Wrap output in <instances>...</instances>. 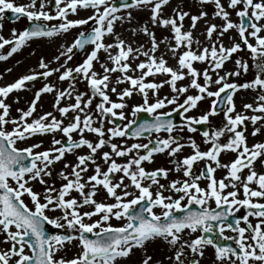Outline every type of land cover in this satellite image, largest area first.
Segmentation results:
<instances>
[{
    "label": "snow or ice",
    "instance_id": "1",
    "mask_svg": "<svg viewBox=\"0 0 264 264\" xmlns=\"http://www.w3.org/2000/svg\"><path fill=\"white\" fill-rule=\"evenodd\" d=\"M169 4L170 0H27L23 4L0 0V21L10 12L15 20L29 22L23 30L11 29L8 38L0 34V50L7 46L6 52L0 51V61L36 39L81 29L71 43L60 45L52 60L41 57L35 70L0 86V236L4 238L0 242L9 245L0 251V264H163L148 255V246L158 243L171 252L166 257L169 264H200L208 247L214 250L213 264H264V173L254 166L258 159L264 165V142L249 146L245 135L246 121L255 126L264 120V0H198L202 6L198 14L178 4L166 16ZM208 5L214 8L211 18L223 23L205 21L208 44L202 45L191 29L209 16L203 10ZM82 10L90 14L69 19ZM132 10L148 13L147 23L131 29L133 36L142 33L148 38L147 49L143 44L133 47L115 30L117 22L132 24ZM233 14L236 21L231 19ZM185 18L190 20L189 30H184ZM149 24L168 29L171 36L158 41ZM230 30L239 42L230 36L232 43L225 46L222 38ZM108 36L114 37L112 42H105ZM161 44L165 51L157 56ZM245 50L251 65L238 57L234 70L220 74L226 61ZM75 52L83 53L84 59L71 66ZM101 52L106 57L103 62ZM168 53L176 60L175 67L164 58ZM134 60H139L135 67ZM53 62L56 67H50ZM196 62L207 67L197 69ZM96 64L102 71L95 70ZM136 72L139 75L129 74ZM249 73L251 80L230 81ZM54 74L67 87L48 82ZM113 74L118 75L113 78ZM157 75L166 79L147 80ZM186 78L188 84L178 86ZM39 79L45 82L26 107L16 108L17 115H12V104L7 102L10 94L31 90ZM78 81L85 82L87 91L77 90ZM120 84L128 87L118 91ZM164 85L172 95H159ZM190 89L195 94H188ZM242 89L257 93L254 103L243 104V109L260 115L236 111L234 96ZM134 93L143 102L131 108L133 119H127L126 98ZM45 94L53 95V111L38 112ZM205 100L208 107L201 114L185 115ZM170 105L169 111H162ZM140 113L151 120L138 122ZM173 113L184 120L179 127L171 119ZM221 113V126L200 133L205 150L191 137L184 143L173 135L185 130L196 133L198 125H209L210 117ZM105 123L112 126L105 128ZM162 132L167 136L161 137ZM260 132V127H254L251 134ZM38 136L51 137L47 148L43 140L28 143ZM117 139L120 143L113 142ZM128 140L137 142L128 144ZM186 147L190 154L180 156ZM228 152L235 153V158L221 163V154ZM156 154L172 158L173 167L147 170L143 165L152 163ZM68 155L74 160H66ZM59 162L63 167L57 176L62 183L57 186L51 178ZM200 162L203 166L196 173L194 166ZM217 169L225 170L220 179L215 176ZM244 169L248 174L242 177ZM170 172L180 174L179 178L168 180ZM202 180L206 181L203 186ZM33 182L42 186L40 191L34 190ZM100 191L112 202L98 201ZM241 209L243 215L237 216ZM49 212L59 215L49 216ZM47 226L62 231L50 233ZM226 231L233 235H225ZM68 246L77 249L71 258L62 255ZM137 251L139 261L132 259Z\"/></svg>",
    "mask_w": 264,
    "mask_h": 264
},
{
    "label": "bare ground",
    "instance_id": "2",
    "mask_svg": "<svg viewBox=\"0 0 264 264\" xmlns=\"http://www.w3.org/2000/svg\"><path fill=\"white\" fill-rule=\"evenodd\" d=\"M178 4L183 8V10L188 11L191 14H198L199 11L202 8V6L198 4V0H194V1H192V0H170L169 6L165 7V9H164L165 15L168 14L170 11H172L173 7L177 6ZM210 6L211 5L204 6L203 10H206ZM207 12L209 13V10H207ZM89 14H90V11H83L82 10L76 16H69V19L84 18V17H86ZM133 16H134L135 19L133 20L132 24H128V23L121 24V23L117 22L115 30H116V32L121 33V37L122 38H125L128 41H130L132 43L133 47H137L138 45L143 44L144 47L147 49L149 47V44L147 42L148 38L145 37L142 33L133 36L131 34V29L133 27H136L137 25L143 26L145 23H147L148 22V14H146L145 12H136L135 10H133ZM205 21H207L208 23H215L217 25L223 23V21H221L219 18L218 19L217 18L212 19L211 15H209L208 17H205V19L200 20V21L197 22V25H196L195 29H191V31L193 33L194 39L199 40L202 45L208 44V41L205 39V35H204V29L206 27ZM183 25H184V30H189V28H190V20L188 18H185V20L183 22ZM149 28H150L151 31H153L155 33V36H156L158 41L161 40L163 37H170L171 36L170 31H168L165 28L159 29V27H153L150 24H149ZM0 34H2L5 38L10 37V35L7 34L4 30H0ZM262 35H264V34L262 33ZM230 36L231 37H235L232 32H229V33L225 34V36L222 38L225 46H227V42L230 40L229 39ZM113 39H114V37L108 36V37L105 38V42H112ZM58 41H59L58 44L57 43L53 44V43H51V40L48 39V38L36 39V40L32 41L28 46H25L23 51L14 54L7 61H0V62L1 63H9L10 62L12 64L11 67H10L11 71L8 72V73H10L13 76H20L21 75L20 72L25 71V73H27L29 70L36 69L37 65H38V61H39V59L41 57H43L46 62L49 61V60H52V58L54 56L59 54L60 48L58 47V45H61L62 43H66V42L67 43H71V42H69L68 37L67 38H62V39L58 38ZM193 48L194 49L196 48L195 44L193 45ZM183 50L184 49H180L179 51L182 52ZM164 51H165V45L161 44L160 45V51L157 52L156 55L159 56L161 54V52H164ZM99 56H100V60L102 62L105 61L106 57H105V54L103 52H101L99 54ZM164 58L167 60L169 66H172V67L176 66L175 59L171 56L170 53L166 54ZM143 59H144L143 56H141L139 58V60H143ZM139 60H136V61L134 60V61L131 62L133 67H135V64L138 63ZM69 65H71L70 62H69ZM73 65H77V63H75ZM56 66H57L56 62H53L52 64H50V67H56ZM8 68H9V66H8ZM62 70L63 69H61V71ZM95 70L98 71V72L102 71L100 69L99 64L95 65ZM221 70L222 71H220V74H223L226 71H230L231 70L230 64L227 63V61H226L225 65H224V68L221 69ZM0 74H3V73H0ZM129 74L130 75H139V72L129 73ZM115 75H118V74H113V78L115 77ZM3 78H5V77H3ZM214 78H215V76H214ZM153 79H155L156 82L162 81V78H161L160 75H157L156 77H151V76L147 77V80H149V81H151ZM1 80H3V79H1ZM187 80L188 79H185L183 81H179L178 82V86L188 84ZM44 82L45 81H43L40 84V86H42V84ZM48 82H52L51 78H48ZM55 83H57L58 87H61V88L67 87V82L59 83V82L56 81ZM113 83H114V79H113ZM2 85H5V84L4 83H0V86H2ZM110 87H111V85H110ZM125 87H128V85L127 84H120V85H118L117 90L119 91L120 89L125 88ZM163 88H161L159 90L160 96L168 95V93L165 92V89H163ZM189 94H194V93H189ZM109 95L110 96L112 95L111 98L113 100H116V95L115 94L109 92ZM18 97L20 98L19 99V103H17V106L13 105V110H14V113L16 115H17V113L15 111L16 108L26 107V105H24L23 101L27 100V97H26L25 94H22L21 96H18ZM51 101H53V95L52 94L43 95L41 97V100L38 103L37 111L38 112L50 111V102ZM234 101H235L236 111L237 112H243L245 115H249V116H251L253 114L260 115V113H252L250 110L246 111V110L243 109V107H242L243 104L248 103V101L245 98H240L239 96L237 97L236 94H235ZM27 102H29V101H27ZM68 102L69 101H64V103H68ZM251 103H254V102L252 101ZM201 106L208 107V101L207 100L202 101L200 103L199 107L197 109H193V111L202 110V109H199V108H201ZM65 123H67V120H65ZM215 123L217 124V121H214V123L212 125L213 127H219L220 126L218 124L216 125ZM210 124H212V121H210ZM245 124L247 126L246 127V131H245V135L247 137V143H248L249 146H251V145H253L255 143L264 142V120L258 121L257 125H255V126H253L250 121H246ZM180 125H181V123H180ZM254 127H260L261 128V132L258 133L255 136H253L251 134ZM74 136H75V134H74ZM39 139H42V138H39ZM39 139L37 137H35L33 142H38ZM134 142H137V141H135V140H128L127 141L128 144H131V143H134ZM139 142H143V141L141 140ZM47 143L48 142L44 139L43 146L44 147L47 146ZM104 150L107 151L108 149L105 148ZM234 158H235V153L228 152V153H222L221 157H220V160H221V163H229ZM254 166H255V170L258 173H264V165H262L259 162V159L255 163ZM261 167H262V169H261ZM222 170H224V169H222ZM247 174H248V170L247 169H244L243 172L241 173L242 177L246 176ZM125 182H127V181H125ZM111 222L113 224H119L120 223V222L115 221V220H113ZM158 245L159 246L160 245L165 246L162 243L150 244L149 246H158ZM140 257H141V253L139 251H137L136 255L133 256L132 259L136 260V261H139ZM158 257H159V259L162 260L164 258V252H162ZM154 261H157V259H154Z\"/></svg>",
    "mask_w": 264,
    "mask_h": 264
},
{
    "label": "rangeland",
    "instance_id": "3",
    "mask_svg": "<svg viewBox=\"0 0 264 264\" xmlns=\"http://www.w3.org/2000/svg\"><path fill=\"white\" fill-rule=\"evenodd\" d=\"M194 1V0H192ZM27 0H15V3L17 4H23V3H26ZM209 10V15L212 16V13L214 11V8L213 6H210L209 8L206 9V11ZM133 11V10H132ZM229 11H232V10H229ZM146 14H148L147 12H145ZM5 14H9V12H6ZM172 14V11H170L167 15H171ZM6 16V15H5ZM4 16V19L2 21H0V23H2L3 27H2V30H4L7 34L11 35V29H16L17 31H20V30H23L25 27H27V25L29 24V22L27 21L26 18H21L19 20H15L13 22H10L8 21L7 17ZM218 19V18H217ZM231 19H233L234 21H236L238 18L235 17V15L233 14V16L231 17ZM49 24H55L57 23L56 21H51V22H48ZM85 29L87 28V26H84ZM161 29V28H159ZM81 29H72L68 34H62V35H59V36H56V37H53L51 38V43L53 44H58V38L59 39H62V38H67L69 39V42H71L74 37L78 34V32L80 31ZM168 30V29H167ZM169 31V30H168ZM229 32H232L234 34V36L236 37V41L239 42V37L237 36V34L235 33L234 30H230ZM264 34V33H263ZM215 37V36H214ZM50 42V41H49ZM254 42V41H253ZM232 43L231 40H229L227 42V46H230V44ZM60 44V43H59ZM58 47L60 48V45H58ZM25 48V47H24ZM23 48V49H24ZM91 46H88L86 50H90ZM23 49H21L19 52L23 51ZM0 51H7V46L4 50H0ZM75 51V50H74ZM18 52V53H19ZM238 57H242L244 60H246L250 65L252 63L251 61V57L250 55L247 53V51H242V52H239V53H236L233 55V59L232 60H229L227 61V63L230 64L231 66V70H234V59L238 58ZM84 58V54H80L78 55L77 52H75V54L73 55V59H72V62H70V64L72 66H75L73 64L77 63H81L82 60ZM136 61V60H135ZM176 62V60H175ZM11 63H1L0 62V73H3V77L5 78H2L3 80L0 79V83H4V84H8V83H11L13 82L16 78H18L19 76H13L11 75L10 73H8L6 71V69H9L11 67ZM9 66V68H8ZM194 67H196L197 69H203L205 67H207L206 64H201V63H194ZM35 70V69H34ZM219 71H222V70H219ZM20 74H25V71L23 72H20ZM161 76V75H160ZM51 78V81L52 82H56V74H54L52 77H49ZM162 80L166 79L165 76H161ZM253 78L252 74L249 73L247 76H240V77H230V81H236V82H243L245 80H251ZM187 79V78H186ZM4 81V82H3ZM44 80L40 79V80H37L35 83H34V87L31 88V90L29 91H21V92H13L12 94H10L9 98H8V103L9 104H12V115H16L14 113V110H13V105L14 106H17V103H13L14 99L17 97V96H21L22 94H25L26 97H27V100L23 101L24 102V105L27 104V101H30L32 98H33V93L36 89H39L41 86L40 84L43 82ZM189 81L187 80V83ZM77 90L80 91V92H84V91H87V88H86V84L82 81H78L77 82ZM117 88H118V85H117ZM165 89V92L168 93V95H172L171 91H170V88L168 87V85H164V88ZM192 91V92H191ZM189 93H194L195 94V90L193 89H190L189 90ZM188 93V94H189ZM160 95V94H159ZM257 95V93L251 91V90H240L239 92L236 93V96L240 97V98H245L248 103H251L252 101L254 102V97ZM112 97V95H111ZM149 99H150V102H154L155 100V97L151 95V93H149ZM183 99V98H181ZM116 100H117V97H116ZM252 100V101H251ZM71 101H69L68 103H70ZM143 102V97L140 95V94H137V93H134L132 97L130 98H126V103L128 105L127 108L124 109L125 111V114H126V117L127 119H133V117L130 115V110L131 108L134 106V105H138V104H141ZM52 103L53 101L50 102V111H53L52 109ZM95 103L96 101L93 102V105H92V108L94 109L95 107ZM173 106H169L168 108L166 109H163L162 111H169ZM206 107L204 106H201V108L199 109H205ZM202 110H197V111H190L189 113L185 114V115H194V116H197L199 114H201V111ZM58 115V114H57ZM59 118V117H58ZM210 121H212V124H209L207 125V128L206 130H209L211 131L213 128L212 125L214 123V121H217V124L221 126L222 124V113L217 115V116H214V117H210ZM123 123V122H121ZM184 123V120L182 119V122H181V125ZM216 124V123H215ZM216 124V125H217ZM211 125V126H210ZM112 125H109L107 123H105V128L107 127H111ZM86 135H89V138H92L90 134H86ZM173 135H178L182 138V141L181 142H184L186 143L187 142V138L188 137H191L192 139H194L196 141L197 144L200 145L201 147V150H205L207 145H204L203 142H202V136L200 134L199 131H197L196 133H188L186 130L183 131V132H180V131H176L173 133ZM161 137H166L167 136V133L164 135V134H160ZM38 139L39 138H42V139H39L38 141L40 140H43L44 142V139L48 142L47 143V146H43V148H47L49 146V143H50V139L51 137L50 136H44V137H37ZM44 138V139H43ZM57 138H60V134H57ZM153 138H155V135H153ZM226 140V136L225 137H221V142H224ZM143 142L142 143H146L147 140H142ZM145 141V142H144ZM33 143V140L31 141H28V143ZM113 142H116V143H120V140L117 139V140H114ZM39 150H42V149H38ZM191 152V149L189 148H185L183 149V151L180 153V156H184V155H187V154H190ZM163 155V154H161ZM118 159V162H122V159L121 158H117ZM126 159V158H125ZM172 159V158H171ZM66 160L68 161H72L74 160V157L71 156V155H68L66 156ZM170 161V158L168 156H161V157H154L153 158V162L152 163H147L145 162V164L143 165L147 170H153L155 168H160V167H165V168H171L173 167V165L169 162ZM59 165V166H58ZM203 166V162H200L198 163L197 165L194 166V171L196 173H198L201 169V167ZM63 167V163L62 162H59L57 163L55 166H54V171H53V176H52V180L55 181L56 185L59 186L62 181L58 178L57 176V173L61 170V168ZM262 169V167H261ZM260 169V170H261ZM225 173V170H222V169H217L216 171V178L217 179H220L222 178V176L224 175ZM180 174L178 173H175V172H170L169 174V177H168V180H172V179H176V178H179ZM220 177V178H219ZM47 179V178H46ZM161 183H167V181L165 180H161ZM201 183L204 185L206 183V181H201ZM34 184V190L36 191H40L42 186L39 185L38 183L36 182H33ZM254 187V185H253ZM167 194V193H166ZM73 195H76L75 193H73ZM96 199L98 201H104V202H112L111 200H106L105 199V193L103 191H100L97 196H96ZM28 200L27 197H25V201ZM29 201V200H28ZM155 211H159V209H155ZM49 216H55V215H59V213H52V212H49L48 213ZM95 219V217L93 218ZM57 231H62V230H58V229H54L53 233L54 232H57ZM162 250V251H161ZM74 251V252H73ZM77 252V249L75 247H72V246H68L66 249H65V252L62 253V255H66L68 258H71L73 255H75V253ZM164 252V258L161 260L159 259V255ZM169 255H171V252L169 251V249L166 247V246H162V245H158V246H149L148 247V255H151L152 258H153V261L154 259H157V261H161L163 262V264H169L168 260L166 259V257ZM158 257V258H157ZM213 261H214V253L211 252V250H209L208 248L205 250L204 252V256L203 258H201L200 260V264H213Z\"/></svg>",
    "mask_w": 264,
    "mask_h": 264
},
{
    "label": "flooded vegetation",
    "instance_id": "4",
    "mask_svg": "<svg viewBox=\"0 0 264 264\" xmlns=\"http://www.w3.org/2000/svg\"><path fill=\"white\" fill-rule=\"evenodd\" d=\"M161 134H166V133H161ZM182 141V140H181ZM166 154H163V155H161V154H157V155H155L154 157L156 158V157H161V156H165ZM167 156V155H166ZM171 159V158H170ZM225 174V173H224ZM215 175H216V173H215ZM220 178V177H219ZM201 186H203V184L201 183ZM26 203H29V205H30V202L28 201V200H26ZM31 206V205H30ZM240 215H243V209H241V211L239 212V213H237V216H240ZM253 223H255V220H253ZM53 233V232H52ZM194 235H199V233H196V234H194ZM225 235H233V233L232 232H230V231H226L225 232ZM3 236H0V241H3ZM221 243H227V244H232V241H221ZM9 247V245L8 244H5V243H2V242H0V251H2V250H6L7 248ZM208 249L209 250H213L211 247H208ZM26 251H27V249H26ZM214 251V250H213Z\"/></svg>",
    "mask_w": 264,
    "mask_h": 264
},
{
    "label": "water",
    "instance_id": "5",
    "mask_svg": "<svg viewBox=\"0 0 264 264\" xmlns=\"http://www.w3.org/2000/svg\"><path fill=\"white\" fill-rule=\"evenodd\" d=\"M10 16L12 17L11 19H14V17L12 16V14L10 13ZM78 53H81V52H78ZM171 119L173 120V122L176 124V125H179V120H180V114L179 113H174L171 117ZM144 120H151L149 118H147L146 114H141V118L138 120V122H143ZM200 130L204 131L205 130V126L203 127H200ZM147 135V134H145Z\"/></svg>",
    "mask_w": 264,
    "mask_h": 264
}]
</instances>
